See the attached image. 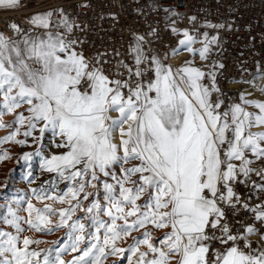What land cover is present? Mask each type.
Masks as SVG:
<instances>
[{
	"label": "snow or ice",
	"instance_id": "snow-or-ice-1",
	"mask_svg": "<svg viewBox=\"0 0 264 264\" xmlns=\"http://www.w3.org/2000/svg\"><path fill=\"white\" fill-rule=\"evenodd\" d=\"M19 6L20 0H0V9ZM164 11L171 20L166 27L182 36L171 54L198 55L207 62L203 67L193 60L173 67L147 48V37L158 35L154 27L147 37L133 33L132 64L113 63L103 53L87 57L80 50L84 41L74 36L87 25L70 20L64 9L55 10V22L53 10L31 17L42 35L16 23L9 26L19 40L0 32V129H12L0 144L24 146L29 137L42 143L50 133L63 151L42 167L66 182V191L33 192L41 201L68 205L39 209L29 201L27 218L9 206L0 221L16 234L0 229V264H40V251L29 246L41 241L20 235L22 219L36 232L70 229L71 244L58 248L54 259L49 251L43 264H105L109 256L126 254L127 264H264V201L251 206L252 197L237 191L243 185L264 193V101L240 93V102L226 103L218 84L224 64L210 59L218 32L198 38L178 27L179 12ZM188 20L197 23L194 15ZM200 27L232 29L210 21ZM6 114L13 120L6 122ZM22 129L24 139H17ZM7 157L4 152L0 161ZM22 158L29 161L31 154ZM240 209L251 214V223L229 222L228 212ZM77 211L85 215L73 219ZM68 248L80 254L61 259Z\"/></svg>",
	"mask_w": 264,
	"mask_h": 264
},
{
	"label": "built area",
	"instance_id": "built-area-1",
	"mask_svg": "<svg viewBox=\"0 0 264 264\" xmlns=\"http://www.w3.org/2000/svg\"><path fill=\"white\" fill-rule=\"evenodd\" d=\"M87 3L88 7H81ZM165 8L175 9L180 13L178 27L188 28L192 34L208 31L210 35L219 34L220 44L214 47L211 61L224 64L218 75V84L224 94L226 103H237L240 90L233 84H256L264 86V0H20L17 9L0 10V32L9 37H20L10 28L16 23L28 33H44L42 28H34L29 23L31 17L37 13L49 10L64 9L70 20H74L85 31L76 30L74 36L83 40L80 50L87 57H95L99 53L105 54V59L111 62L123 59L132 64L129 46L133 43V33L145 35L150 27L158 29V35L147 37V48L164 58L177 47L182 36L173 35L166 27L171 20L166 19L168 13ZM196 16L195 25L189 23V16ZM115 16V18H113ZM172 20L177 17H171ZM59 20V13L55 12L53 21ZM204 21L213 24L232 25L215 30L200 27ZM199 29V32L194 29ZM62 30V29H61ZM55 31V28H53ZM194 46H200L199 43ZM119 53V55H117ZM166 59V60H167ZM204 65L205 61H203ZM107 68L108 65H105ZM258 166V165H254ZM253 180H259L253 176ZM242 198L252 197L248 202L251 206L264 201V193L250 192L243 185L237 186ZM229 222L236 221L251 223V214L243 209L233 215L228 212ZM253 247H257L258 237L253 236ZM219 247V245H216Z\"/></svg>",
	"mask_w": 264,
	"mask_h": 264
},
{
	"label": "rangeland",
	"instance_id": "rangeland-1",
	"mask_svg": "<svg viewBox=\"0 0 264 264\" xmlns=\"http://www.w3.org/2000/svg\"><path fill=\"white\" fill-rule=\"evenodd\" d=\"M2 10V9H0ZM43 33H35L32 35H42ZM15 40H19L20 37H13ZM199 48L200 46H194ZM186 60H193L196 65L203 67L204 63L200 60L199 56H193L192 54L181 50L179 54L173 55L171 52L168 55L166 63L172 65L173 67H179ZM239 88L240 93L250 94L247 96L248 99L264 101V95L260 92V86L256 84H244V85H235ZM264 87V86H262ZM240 96V95H239ZM240 102V97L239 101ZM237 102V103H238ZM249 111H256V109L249 107ZM115 117L117 113H112ZM6 122L13 120L11 115L6 114L4 116ZM12 129H0V137H4L9 134ZM261 129H253V131H259ZM17 137V139H24L22 135ZM39 135V133H35ZM28 143L24 146L18 145L14 142H8L0 144V155L4 152L8 153V157L0 161V216H3L7 213L8 207H12L13 210L17 211L18 215L22 218H27L28 212L26 211L28 202L30 201L35 208L42 209L45 204H50L54 209L59 210L60 208L68 207L67 204H60L58 201L53 200H39L37 195L34 194L33 189L36 190V193L42 195H53L66 191L67 184L66 182H60L59 178L55 173L47 172L42 164L46 158L54 153H59L63 151L62 149H57L52 144V136L50 133H45L43 142L37 143L34 142L31 137L27 138ZM37 151L40 152V155H37ZM25 153L31 154V159L29 161L23 160V155ZM92 198L90 197V200ZM84 205H88L89 201H82ZM85 214L81 211H77L73 219L76 217H82ZM35 216V213H33ZM53 222V225L59 221L58 212L56 215L50 217ZM88 223L87 221H83ZM72 221H69L71 224ZM21 225L26 229L25 232L21 233V236H28L32 239L40 240V244L30 245V250L40 251L41 255L39 257L40 264H43V257L51 251L50 259H54L56 250L58 248H64L65 246L71 244V241L68 239L67 233L70 231L68 227H61L55 229L53 232H36L34 230H27L28 226L24 224L23 219L21 220ZM0 229L5 231H11L15 233V229L10 228L9 226L3 224L0 221ZM159 235V233H157ZM60 241L59 244L55 243ZM131 241H129L130 243ZM85 245H81L83 248ZM127 246V245H122ZM79 252H72L70 248L67 251L61 253V259L65 261H71L73 257L78 256ZM125 257L120 256H109L105 261V264H127Z\"/></svg>",
	"mask_w": 264,
	"mask_h": 264
},
{
	"label": "bare ground",
	"instance_id": "bare-ground-1",
	"mask_svg": "<svg viewBox=\"0 0 264 264\" xmlns=\"http://www.w3.org/2000/svg\"><path fill=\"white\" fill-rule=\"evenodd\" d=\"M235 85H238V84H233L232 86H233V87H236ZM260 93H261L262 95H264V93H262V92H260Z\"/></svg>",
	"mask_w": 264,
	"mask_h": 264
}]
</instances>
